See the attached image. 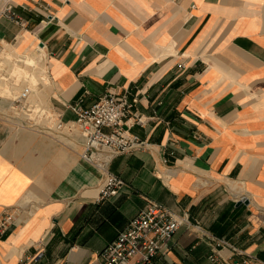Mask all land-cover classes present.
<instances>
[{
    "label": "crops",
    "instance_id": "crops-1",
    "mask_svg": "<svg viewBox=\"0 0 264 264\" xmlns=\"http://www.w3.org/2000/svg\"><path fill=\"white\" fill-rule=\"evenodd\" d=\"M0 57L29 78L0 93V264H98L149 200L190 221L153 264H264V0H0ZM108 93L138 98L123 127L146 145L99 202L72 106Z\"/></svg>",
    "mask_w": 264,
    "mask_h": 264
},
{
    "label": "built area",
    "instance_id": "built-area-1",
    "mask_svg": "<svg viewBox=\"0 0 264 264\" xmlns=\"http://www.w3.org/2000/svg\"><path fill=\"white\" fill-rule=\"evenodd\" d=\"M11 17L16 15L9 12ZM33 91L30 86L25 87L15 97V109L27 112L30 124L34 125L35 118L44 115L41 109L28 108L26 100ZM138 101L137 97L129 98L125 94L108 93L95 100L89 107L72 106L76 112L73 127L84 137L82 157L100 166L105 171V181L100 189L98 201H103L120 193L124 180L111 172L108 168L111 160L120 153L136 148H144L145 143L135 134L123 127L126 120L131 118L133 108ZM34 113V116H31ZM47 117L55 128L62 129L64 121ZM142 121V117L136 122ZM12 213H6L0 218V238L13 221ZM190 222L187 216L177 215L167 206L157 201L149 200L118 235L110 241L98 254V264H153L155 258L167 252L177 230L185 223ZM217 246H229L236 253H241L222 238H215ZM218 251L210 255V259L217 258ZM42 253L32 257H22L18 264H36ZM232 264H249L245 259Z\"/></svg>",
    "mask_w": 264,
    "mask_h": 264
},
{
    "label": "rangeland",
    "instance_id": "rangeland-1",
    "mask_svg": "<svg viewBox=\"0 0 264 264\" xmlns=\"http://www.w3.org/2000/svg\"><path fill=\"white\" fill-rule=\"evenodd\" d=\"M27 55H29V54H27ZM11 57L13 58V56H11ZM35 57L36 58L38 57V59H37L38 61L36 62V65L40 66V59L39 58L41 56L35 52ZM26 59H27V57L24 58V63H25V65H28V63H27L28 59L27 60ZM21 62H23V61L19 62V61L15 60V62H13V64L8 69L6 61L4 59H1V57H0V93L1 94H10V93H6V92L10 91L11 83L14 82V84H22L25 81V79L29 80V78L27 76H23V77L19 78V77H17V75L16 76L12 75V72H13L12 69L16 65V63H19L20 65H24V63L22 64ZM6 69L8 70V74H6L4 72Z\"/></svg>",
    "mask_w": 264,
    "mask_h": 264
},
{
    "label": "water",
    "instance_id": "water-1",
    "mask_svg": "<svg viewBox=\"0 0 264 264\" xmlns=\"http://www.w3.org/2000/svg\"><path fill=\"white\" fill-rule=\"evenodd\" d=\"M244 201H247L246 199H244Z\"/></svg>",
    "mask_w": 264,
    "mask_h": 264
}]
</instances>
